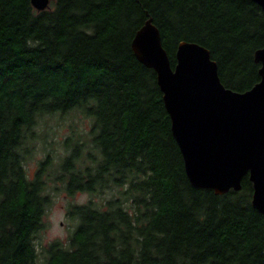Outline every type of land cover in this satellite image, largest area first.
Returning <instances> with one entry per match:
<instances>
[{
	"label": "trees",
	"instance_id": "1",
	"mask_svg": "<svg viewBox=\"0 0 264 264\" xmlns=\"http://www.w3.org/2000/svg\"><path fill=\"white\" fill-rule=\"evenodd\" d=\"M148 19L172 68L185 41L209 51L225 88L259 82L264 15L251 0H50L41 12L0 0V264H264L248 177L222 196L186 177L156 75L131 49ZM66 115L88 128L29 177L37 128ZM53 188L73 229L37 248Z\"/></svg>",
	"mask_w": 264,
	"mask_h": 264
},
{
	"label": "water",
	"instance_id": "2",
	"mask_svg": "<svg viewBox=\"0 0 264 264\" xmlns=\"http://www.w3.org/2000/svg\"><path fill=\"white\" fill-rule=\"evenodd\" d=\"M29 1L37 12L50 3ZM251 1L264 15V0ZM131 49L156 75L190 185L222 196L240 191L247 176L251 206L264 218V45L253 55L260 80L242 93L222 85L209 51L196 43H178L172 68L151 19L136 32Z\"/></svg>",
	"mask_w": 264,
	"mask_h": 264
},
{
	"label": "rangeland",
	"instance_id": "3",
	"mask_svg": "<svg viewBox=\"0 0 264 264\" xmlns=\"http://www.w3.org/2000/svg\"><path fill=\"white\" fill-rule=\"evenodd\" d=\"M87 124L88 122L86 119H82L81 116L74 115H66L63 117L46 119L45 124H42L36 130V132L40 136L35 145V153L33 159L28 160L26 164L29 177H32L34 170L36 169V165L38 166V163L44 160L45 156L47 155L46 151H52L54 157H57V154L62 153L56 163H60L63 157L70 154L74 150L75 143L71 141L67 151H64L59 146L58 141L64 137L75 138L76 132L74 129H76V127L77 129H80L82 127L84 130H86L88 128ZM68 128H70V130H68ZM86 152L87 151L85 149L84 153L86 154ZM56 174V172L53 173V175ZM56 186L57 188L60 187L59 184ZM57 188H53V202L46 212L45 217L43 218V221L46 224V228L35 237L34 241L37 245V248L40 244L45 246L48 243L54 241H60L65 244L67 238L69 237V234L73 229V222H71L66 216V207L67 204L71 201L65 197L64 193L56 194V192H60ZM110 196L111 195L109 194L107 197ZM88 198L89 195L87 194H77L75 196L74 202L84 203ZM94 200L98 201L99 198L97 199L96 197L94 198Z\"/></svg>",
	"mask_w": 264,
	"mask_h": 264
}]
</instances>
